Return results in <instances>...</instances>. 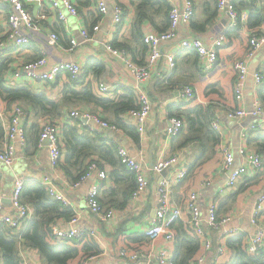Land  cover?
Instances as JSON below:
<instances>
[{"label": "crops", "instance_id": "crops-1", "mask_svg": "<svg viewBox=\"0 0 264 264\" xmlns=\"http://www.w3.org/2000/svg\"><path fill=\"white\" fill-rule=\"evenodd\" d=\"M54 1L58 2L59 5L54 6L50 0H23L26 9L31 14L34 26L30 28L23 26L20 29V33L29 39V44L25 46L16 45V42L10 38L11 30L8 22L10 8L0 6V44L3 46H1L2 49L0 50V62H7L10 65V69L15 71L9 73L6 84L9 87L27 86L35 93L45 94L51 99L60 98L64 89L69 86L77 91L91 90L101 99H114L117 94L123 95L126 90H132L135 92L137 99L138 93L135 90L137 79L134 71L122 58L111 55L106 47L107 44L116 41L119 45L123 44L129 47L130 51L128 53L130 56L132 54L137 63L147 61L149 50L148 47L147 50L145 49L142 39L138 35L139 33L135 26L137 12L131 3L132 0H116V2L123 5L124 9L122 23L116 26L112 21L114 11L111 4L114 1L104 0L109 5V10L107 14L100 15L101 19L99 22H94L95 18L98 17L97 15L100 14L97 1L95 3V0H76L78 2L79 15H68L66 21L59 18L60 12H67L62 1ZM167 1H169L172 7H183L186 3L191 4L193 16L187 23L180 24L177 37L174 40L161 44L162 55L153 66L150 77L140 82L141 87L149 94L153 101L152 111L147 120L145 132L143 134L139 133L140 141H135L125 131H114V134H112L108 129L91 124L88 127L82 123L79 129V131L84 133L94 128L96 132L103 134V138L105 137L104 140L106 139L107 143L117 144L118 150L120 147H124L131 156L137 159L143 172H145L150 180L149 194L137 201L130 199L128 207L125 210H116L117 213L113 218L107 220L98 219L91 212L87 204L88 193L95 186L99 189L101 204L106 208H109V200L117 198L122 183L119 180L115 181L111 177L113 168L105 162V166L100 168V170L105 169L108 173V177L105 180H102L98 173L95 172L85 181L81 182L80 185L74 187L75 183L65 174L61 165L58 167V170L52 168L48 143L46 141H39V146H35L33 143L35 135L31 131H33L35 126H39L40 131L43 122L49 117H42L36 115L34 112H28V115L20 123L25 129V141H22L18 137L10 140L8 127L11 125L12 111L16 105L12 109L7 110V107L0 98V119L5 131V136L0 147L6 142H10L15 148L16 156V161L10 169L0 167L2 179L0 185L1 214H13L11 204L6 201L12 195L16 176L37 181L49 178L55 190L70 201L69 207L74 212L70 219H58L56 224L66 230L79 229L85 232H94V238L99 242L103 250L102 255L91 260L89 264H110L114 262L120 250L131 249L127 248L129 235L144 234L146 232L150 219L154 216L155 212L157 186L163 179L177 173L181 168V165L176 163L170 165L162 172H157L155 165L160 161L171 158L177 153L181 154V164H184L188 172L190 171L183 181L173 187L172 200L183 211L185 210L187 199L193 191L198 193L203 211L209 203L214 202L217 205L218 213L220 200L222 198H230L228 201L229 209L222 213L220 217L229 215L232 217V220L225 228H220L212 233L213 242L215 241L214 244H217L218 236L221 233L223 234L225 229H238L242 231L241 233L247 235L249 241L255 232L250 219L257 197L264 194V187L262 190L248 188L242 192H240V187L246 180L254 179L264 169V165L260 168L252 167L244 162L241 157L237 159L236 156L234 167L225 170L222 168L223 155L221 153V145L227 144L231 151H238L243 145L248 152L258 153L256 145L263 139L261 135L259 138L258 136L260 133H264V118H252L253 115H250L251 117L249 116L242 121H233L228 118L224 119L221 116V144L216 152L210 149L203 153L199 142L186 145L185 137L188 127L173 138L167 137L165 133L166 128L170 125V118L173 116L171 115V111L173 114L177 113L178 110L190 108L189 103H193L194 106L198 103L210 102L221 115H225V107L238 105L234 92L237 76L234 62L245 59L247 55L249 38L251 37V30L246 28L248 19L240 23V25H243V33L241 35L237 36L232 33L229 37L226 36L228 31L231 30L229 29V19L224 12L217 8L216 0ZM156 6L158 7V5ZM152 9L148 13L152 16L153 22L156 25L152 24L149 20L146 21L142 25L144 36L150 31H157V27L164 24L162 12H159L158 15H153L156 8ZM212 12H216L214 17H212ZM242 13H246L249 16L247 10L241 11L240 14ZM95 25L100 26L99 31H93ZM84 28L89 31L92 37L91 40H86L82 36ZM53 32L58 35L57 45L49 43L50 34ZM221 35H225L226 40L224 46L218 51L219 60L217 64L209 72L202 69L201 61L194 51L183 50L180 47V42L186 38L196 37L201 39L205 44L210 45ZM72 38L78 41V45L73 51L70 50V40ZM169 54H176V67L174 69H170L167 63V56ZM42 56L47 58V64L40 70V73L47 71L58 63H80L83 67L80 82L77 84L72 83L71 78L66 74L60 75L57 80L52 82L32 79L23 70V66L25 63L34 61ZM248 65L249 69L254 67L256 72L260 71L264 75V46L257 50L253 57L248 59ZM100 84L106 85L109 90L107 92H100ZM185 85H189L196 90L197 101L193 99L189 101L183 100L181 89ZM261 85L263 83L258 85L255 81L254 84H251V90L254 103L264 105L258 96V90L262 87ZM247 86L248 81L246 79L245 89ZM245 106L248 109L246 99ZM74 109H79L83 112L94 110L105 117H112L111 113H106L100 106L91 107L87 104H80L79 107L72 110ZM123 118L132 124L130 113L123 116ZM60 119L59 126L61 129L63 128V124L73 123L76 120L71 117L69 118L67 114ZM28 133H30L32 141L28 142L27 145ZM244 134L246 135L243 137ZM61 144L64 156L65 147L62 141ZM208 145L211 146L212 142L208 141ZM261 156L264 159L263 155ZM94 157L98 159L97 155ZM239 166H242L243 170L237 185L235 187H228L227 183L232 174L229 171H233ZM164 171L165 173H163ZM109 195L113 196L109 198ZM185 216H189L186 210L182 219ZM74 218L77 221L71 223V220ZM16 230L23 232L24 229ZM120 234L123 235L119 237ZM161 246L162 242L160 240L152 243L148 239L147 246L143 250L149 248L158 249ZM19 252L22 259L28 261L30 264H43L37 250L26 248L20 243ZM203 253H205L204 250ZM225 255L227 254L225 253L223 257ZM208 257H212V252L208 253ZM0 264H2L1 256Z\"/></svg>", "mask_w": 264, "mask_h": 264}, {"label": "built area", "instance_id": "built-area-1", "mask_svg": "<svg viewBox=\"0 0 264 264\" xmlns=\"http://www.w3.org/2000/svg\"><path fill=\"white\" fill-rule=\"evenodd\" d=\"M54 6H58L59 3L50 0ZM62 4L66 9V13L60 12L59 18L63 21L67 20L68 15L78 16L79 9L76 0H61ZM112 5L114 15L113 23L118 25L123 20L124 9L119 5L116 0ZM99 10L105 15L108 13L109 5L104 0H97ZM0 6L10 8L8 22L10 27V38L13 39L18 46H25L29 44V39L27 36L20 33V29L24 27H34L33 20L31 18L30 12L26 9L23 0H0ZM217 7L220 11L224 12L229 19V29H234L238 27L240 23L245 22L248 19L246 13L239 14L235 0H218ZM193 15V7L191 4L186 3L183 7L173 6L170 11V23L167 30L163 32L150 31L144 36V43L147 45L149 50V56L144 66H138L131 61L130 55L125 50H119L114 48L111 44H107V51L111 55H116L122 58L129 67L134 71L136 77V87L135 90L138 93L137 101L140 104V108L132 110L130 112V118L132 124L138 129V132L143 134L146 129L147 120L152 111L153 101L149 94L141 87L140 82L147 80L152 72L153 66L159 60L162 55L161 44L170 42L177 37V31L181 23H187ZM100 26L95 25L93 31H99ZM82 36L86 40H91L92 37L88 30L84 28L82 30ZM226 40L225 35L219 36L212 44H205L201 39L196 37H190L183 39L180 42V47L183 50L194 51L202 64V69L206 72L211 71L219 60L218 51L224 46ZM49 43L51 45H57L58 35L53 32L50 34ZM71 47L70 50L73 51L78 45V41L75 38L70 40ZM0 44V50L2 49ZM264 46V33L260 35H252L249 38V46L247 50V55L245 59L236 60L234 62V69L237 73L234 92L235 99L237 101V107H225L224 114L233 121H242L248 118L250 115L255 117L264 118V105L259 103H254V110L250 112L245 106V82L247 75L249 73L248 59L253 57L255 52ZM167 63L170 69L176 67V54H169L167 56ZM47 64V58L42 56L34 61H30L24 64L23 70L36 81L52 82L57 80L60 75H69L72 79H78L83 73V67L78 62H62L54 65L45 72L40 73V70ZM255 81L258 85L264 83V75L258 71L254 74ZM109 88L100 84L99 91L107 92ZM196 90L185 85L181 89V96L183 100L189 101L196 97ZM28 115V112L22 109L20 106H15L12 111L11 125L8 127L9 139L13 140L15 138H20L25 141V129L20 124L22 120ZM221 114L218 112L214 115L212 121V127L219 135L222 134V124H221ZM70 117L74 119H79L85 126L96 125L103 129H108L111 131L119 132L120 129L109 124L107 121L103 120L96 114L90 112H83L79 109L71 110ZM86 120V121H83ZM60 123L53 122L51 120H45L42 124V130L40 134V141H47L49 148V155L51 166L54 170H58L60 162L63 159L62 151V129L59 126ZM89 127V126H88ZM187 124L185 120L178 116H172L170 118V125L166 128L165 133L167 137L173 138L178 136L185 128ZM95 131L94 128L90 129ZM246 134L243 135V137ZM239 154L242 160L252 167L260 168L264 165V159L258 153L248 152L246 147L242 145L239 148ZM119 156L126 166L135 172L136 175V188L131 196L132 200L137 201L142 197H145L150 192V180L143 172L141 165L137 159L131 156L124 147H120L118 150ZM221 153L223 155L222 168L228 170L235 163V156L227 144L221 145ZM0 161L12 167L16 161L15 148L10 142L4 143L0 147ZM179 163L181 165L180 170L177 173L171 174L165 179H163L156 188L157 200L154 216L150 219L149 227L144 233L146 237L155 243L158 240L162 242V246L158 249L149 248L143 249H122L119 251L117 259L110 264H176L174 261V249L173 246L176 241L175 233L171 226L175 221L182 219L185 210L187 211L190 219L191 225L196 229L199 236L203 238L204 241V251L201 256H199L196 264H218L220 259L226 253V248L224 241L226 238L242 234L238 229H225L224 233L218 236V242L215 246L213 242L212 233L219 230L220 228H225L232 220L231 216L218 217L217 205L214 202L208 204L207 208L203 211L201 203L199 201V195L197 192L193 191L190 193L185 210L175 204L172 200L173 198V187L183 181L188 173L187 168L184 164H181V154L177 153L169 159L158 162L155 165L157 172H162L164 169L170 165ZM243 167H236L228 180V187H235L241 177ZM97 172L102 180L108 177V173L105 169L99 168L97 163H93L89 167V172L80 181L74 184V187L80 185L81 182L85 181L91 174ZM25 179L22 176H16L14 181V187L12 191L11 206L13 210L12 215H2L1 214V202H0V229L3 227H11L14 229H25L28 221L31 219L33 214V208L28 204L22 202V193L24 187ZM48 189L49 193L55 199L61 201L65 206L70 205V201L62 194L58 193L49 178H45L41 181ZM87 204L91 212L95 214L100 220H107L113 218L116 215V210L113 208H106L103 206L99 199V189L98 187H92L87 196ZM264 210V194L257 197L254 208L252 211L250 222L253 229H255L249 241V249L251 252H257L261 249L264 250V223L259 219L260 214ZM77 219L71 220V223L76 222ZM24 231V230H23ZM52 231L54 236L60 240H71V239H81L86 234H91L95 237L94 232H85L79 229H62L58 224H53ZM212 252V257H208V253ZM96 257H91V259L84 263L89 264V262ZM22 264H30L28 261H23ZM44 264V263H43Z\"/></svg>", "mask_w": 264, "mask_h": 264}, {"label": "trees", "instance_id": "trees-1", "mask_svg": "<svg viewBox=\"0 0 264 264\" xmlns=\"http://www.w3.org/2000/svg\"><path fill=\"white\" fill-rule=\"evenodd\" d=\"M117 3L123 7L121 3ZM131 3L137 12L135 26L139 33L138 35L141 37L147 50V46L144 43L142 25L148 20L152 24H155L148 11L156 8L155 14L153 15H158L159 12H162L164 24L162 26L157 25V31L163 32L169 27L172 5L167 0H132ZM217 3L218 0H216V5ZM235 5L239 14L243 10L249 12L246 28L251 30V36L263 34L264 0H235ZM215 14L216 12H212V17ZM100 15H103L101 11L94 22H99L101 19ZM242 29L243 25H239L228 31L226 36L230 37L232 33L239 36L243 33ZM111 45L119 50L130 51L128 46L123 44L119 45L116 41L111 42ZM130 58L138 66H144L146 64L144 61L137 63L132 54ZM12 71L13 69H10V65L7 62H0V98L7 107V110L12 109L14 105H18L27 112H34L36 115L42 117L48 116L49 120L59 123L61 121L60 118L65 116V114L70 118V110L79 107L80 104H87L91 107L100 106L106 113H111L112 117H105L101 113L89 110L109 124L117 126L120 131H125L135 141H140V134L137 127L128 123L123 118V116L129 114L132 110L140 108L134 91L126 90L125 94H117L114 99H101L91 90L77 91L69 86L64 89L60 98L51 99L45 94L35 93L27 86L9 87L6 81L9 73ZM80 79L81 77L78 79L71 78V82L77 84L80 82ZM261 86L258 90V96L264 104V83ZM193 100L197 101V97ZM237 106L234 105L231 107ZM189 107L178 110L177 113L173 114L171 111V115L181 117L187 123L188 132L185 137V144L199 142L203 153L210 149L216 152L221 144L220 135L212 127L214 115L218 112L217 109L210 102L198 103L194 106L193 103H189ZM65 108L68 110H65ZM81 126L82 122L79 119H76L73 123L63 124L61 141L64 144L65 153L63 156L64 160L62 159L63 161L61 160L62 162H60L63 171L73 183H76L88 174L91 164L97 163L99 168H103L107 163L113 168L111 177L115 181L119 180L122 183L120 193L117 198L109 200L110 205L108 207L115 210H125L130 203L131 196L137 185L135 172L123 163L118 153L117 144L107 143L106 139L104 140L105 137L103 138V134L96 132V130L82 133L79 131ZM40 131L39 126H35L33 131H31L35 135L33 137L35 146H39ZM260 135L263 139H261L262 141L260 143H257L256 147L258 153L264 157V133H260L258 138ZM4 136L5 131L0 119V144ZM31 141L30 133H28L27 145ZM208 141L212 142L211 146L208 145ZM96 155L98 159L94 157ZM1 180L0 175V185ZM263 187L264 169L254 179L246 180L241 185L240 192L248 188L262 190ZM111 196L113 195H109V198ZM21 198L22 202L32 207L34 212L23 232L11 227H3L0 229V256L2 264H22L24 260L19 252L20 243L26 248L37 250L44 264H84L91 257H99L102 255L103 250L99 242L91 234H86L81 239H66L63 241L58 240L54 236L52 231L53 224H56L58 219H70L74 212L71 207L65 206L61 201L52 197L47 187L41 181L25 179ZM229 199L222 198L220 200L219 211L217 213L218 217L229 209ZM259 219L264 223V210H262ZM171 228L175 232L176 237L174 244L175 263L196 264L199 256L203 253L204 241L191 225L189 216L175 221ZM121 235L123 234H120L119 237ZM128 239L127 248L131 249H143L148 243L145 234L129 235ZM224 245L227 255L221 258L218 264H264V250L261 249L254 253L251 252L249 249V239L244 233L228 237L224 241Z\"/></svg>", "mask_w": 264, "mask_h": 264}, {"label": "rangeland", "instance_id": "rangeland-1", "mask_svg": "<svg viewBox=\"0 0 264 264\" xmlns=\"http://www.w3.org/2000/svg\"><path fill=\"white\" fill-rule=\"evenodd\" d=\"M256 70L254 69V67L250 68L249 69V73L247 75V81H248V86L247 88L245 89V99L247 100L248 102V110L250 112H252L254 110V104H253V93H252V90H251V84H254L255 83V77H254V74H255ZM251 117V116H250ZM255 116H252V118H254ZM222 118H228L226 115H222ZM257 119H261L262 117L259 116V117H255ZM229 119V118H228ZM230 120V119H229ZM235 158L237 156V159H240V154H239V151H235V150H232ZM235 165V164H234ZM234 165L231 167L233 168ZM0 167H4L6 169H10L11 167H9L8 165H6L5 163H3L2 161H0ZM232 173V170L229 171ZM230 173V174H231Z\"/></svg>", "mask_w": 264, "mask_h": 264}, {"label": "water", "instance_id": "water-1", "mask_svg": "<svg viewBox=\"0 0 264 264\" xmlns=\"http://www.w3.org/2000/svg\"><path fill=\"white\" fill-rule=\"evenodd\" d=\"M113 15H114V12H113ZM253 104H254V101H253ZM83 121H86V120L83 119ZM108 131L111 132L112 134H114V131H111V130H108ZM46 142H47V141H46ZM47 143H48V142H47ZM163 173H165V171H164ZM6 202H7V203H11V199H8Z\"/></svg>", "mask_w": 264, "mask_h": 264}]
</instances>
